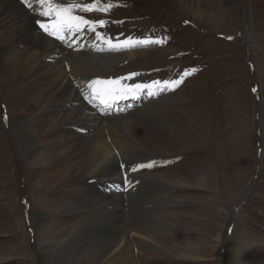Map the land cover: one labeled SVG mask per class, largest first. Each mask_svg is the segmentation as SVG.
<instances>
[{
  "label": "rangeland",
  "instance_id": "rangeland-1",
  "mask_svg": "<svg viewBox=\"0 0 264 264\" xmlns=\"http://www.w3.org/2000/svg\"><path fill=\"white\" fill-rule=\"evenodd\" d=\"M219 1L175 0V4L185 7L186 18L164 11L153 0H100L102 5L112 7L107 12L77 11L89 21H105L103 27L96 28L103 30L101 33L108 39L161 41L152 38L162 36L165 40L164 46H159L161 42L153 45L159 47L135 48V52L143 53L133 62L126 59L114 69L110 68L109 73H104V81L119 80L128 86L142 82L149 85L154 81H177L183 75L181 85L166 93L178 97L186 127L171 156H166L168 160H164L161 152L154 153L150 171L146 168L131 171V163L118 162L120 178L114 176L116 183L127 179L125 188L120 184L122 190L115 187L116 183L105 187L109 183L104 180L111 181V177L88 181L97 189L96 195H105L109 190L107 196H110L116 190L119 196L128 197L119 208L100 209L96 203L92 211L85 214L100 219L116 211V219L121 217L117 228L126 245L113 256L115 261L236 264L232 258L236 241L250 254L245 264H264V134L259 129V121L263 120L264 124V85H260L254 68L257 63L264 73V0H251L253 13L243 10L244 0H233L231 11ZM80 2L88 5L93 0ZM23 6L35 15L41 10L31 2ZM40 18L38 15L34 24L42 21ZM249 24L259 45L255 49L256 56L250 52L244 36V27ZM24 45L16 44L13 50L23 49ZM13 50H9L7 58ZM110 55L124 57L125 51L117 49ZM185 72L190 74L184 75ZM85 76L72 75L73 79ZM130 76L131 79H127ZM55 84L47 83L51 89ZM164 95H154L153 100L139 99L142 104L136 108L142 106L145 111ZM44 103L27 100L13 108L0 96V264H47L39 246L40 238L32 228L36 215L47 214L44 237L58 249L71 236L72 226L83 223V216L64 213V202L71 199V193L66 187L58 186L59 174L55 175V171L64 169L67 164L62 162L61 153L68 148L71 134H78L80 129L63 124L67 119L63 108L70 103H53L48 109ZM85 103L88 105L89 99ZM10 118H29L23 133L33 138L42 152L52 150L40 161L38 169H32L19 157L8 129ZM35 122L37 125H32ZM52 122H58L60 127L45 126ZM68 124L76 126L73 122ZM104 136L107 137L106 132ZM179 151L183 152L173 153ZM155 157L164 161L161 168H157ZM141 161L147 163V159ZM144 171L153 172L160 183L169 187L163 196L171 201L160 196L155 185L137 194V186L148 185L137 177ZM77 179L76 183L80 181ZM178 181L191 187H177ZM69 189H73V185L70 184ZM163 224L174 226L176 230ZM134 232L150 236L156 241L157 250L149 254L146 244L135 241ZM93 249V246L87 248L81 259L70 262L60 253L51 264H95ZM86 257L89 263L84 261Z\"/></svg>",
  "mask_w": 264,
  "mask_h": 264
},
{
  "label": "bare ground",
  "instance_id": "bare-ground-1",
  "mask_svg": "<svg viewBox=\"0 0 264 264\" xmlns=\"http://www.w3.org/2000/svg\"><path fill=\"white\" fill-rule=\"evenodd\" d=\"M18 1L24 5L22 0ZM18 1L0 0V96L7 105L9 104L13 108L19 107L22 102L27 100H42L45 102V109L50 108L53 103L57 102L70 103V106L63 108V111H67V119L63 124L67 127L80 129L77 132L78 134H71L68 148L61 153L62 162L67 164L64 169L55 171V175L59 174L58 186L60 188L66 187L67 191L71 193V199L64 202L63 207L66 209L64 213H69L67 216H83V223L80 222V224L72 226L71 236L58 249L52 245L48 238L44 237L47 214L34 216L32 228L37 237L40 238L39 246L42 256H44L47 264H51L53 263L52 259L62 253L65 260L70 262L83 257L87 248L93 246L95 264H128L127 260L115 261L113 259V256L126 245V241L120 238V231L117 228V221L121 217L116 219L114 215L117 214L116 211L113 214L112 210V217L103 214L105 218L100 219L85 215L88 211H92V206L96 203H99L100 209L104 207L106 210L112 206L119 208L124 201H127L128 197L125 198V194L119 196L116 190L110 196H107L109 190L105 195H96L97 189L94 185H89L90 182L88 183V181L96 177H111L110 180L114 183V176H117V179L120 178L119 161L123 164L131 163L130 165L134 166L144 164L145 161L141 160L147 159L146 164H149L155 161L153 157L156 152H161L160 155L165 156L164 160H168L166 156H171L169 154L175 148L176 141L184 135V129L186 128L178 97L170 93L166 95L175 86L166 88L164 91H157L155 95L163 93V95L165 94L164 97L160 101L158 99L150 104L152 107L146 110L144 107L145 111L142 110V106L136 107L140 106L142 101L154 99V95L148 94L147 88L136 93L135 96L128 95L126 98H117L107 108L94 104L91 100L87 105L85 103L87 101L86 95H89V92L85 90L87 83L94 80L104 81L106 79L104 73H109L110 68L114 69L126 59L133 62V59L143 53L134 50L139 44L130 47H110L105 40H111L113 45L123 41L108 39L96 28L95 31H89L87 26L78 33L66 34V39L61 41L45 33L39 27L40 23H49L50 18L41 16L42 21H36L34 24L38 13L36 16L31 9L24 8ZM153 1L170 14L176 13L182 18L187 17L185 7L175 4V0ZM29 2L41 7L36 0H29ZM219 2L226 6L227 11L233 9V0H220ZM244 3L246 5L244 9L243 6L241 9L252 12V1L244 0ZM76 14L81 16L77 12ZM250 26L249 24L244 27V36L250 52L253 56H256L255 49H258L259 45L255 34L251 32ZM97 33L104 40L98 39ZM58 41L64 43L65 46H61ZM16 44L25 45L23 49L16 51L13 50ZM11 48L14 52H10L9 58H7V53ZM117 49L124 50L125 56L110 55L112 51ZM254 68L258 81L263 86L264 73H261L260 65L257 63ZM75 74L86 76L73 79L72 75ZM48 82L56 83L53 89L47 85ZM120 83L123 84V81H120ZM41 85L43 88L40 89ZM150 85H153V83ZM78 86L80 87L78 88ZM139 99L144 100L139 101ZM127 107L129 109L125 110ZM121 108H124V112L130 114H106L108 109L116 111ZM28 120L30 119H11L8 123V129L19 157L30 164L32 169H38L41 166L40 161L46 158L52 150L48 148L42 152L40 145L34 143L33 138L23 133ZM262 121H259V129L261 134H264ZM62 122L59 123L62 124ZM70 122H73L76 126L69 125ZM103 124L105 125L104 128ZM32 125H37V122ZM51 125L59 126L58 122H52L45 126ZM82 132L88 134H81ZM105 132L107 137L104 136ZM107 132L110 134L108 135ZM145 152L152 154H145ZM182 152L173 153L179 154ZM160 161L162 160L158 158L157 168H161V164L164 162ZM151 168H146V170L150 171ZM152 173L144 171L137 176L148 184L147 186H137V194L139 195L147 188L155 185L160 190L158 192L160 196L171 201L167 196H163L169 187L160 183V180H157ZM76 179L80 181L76 183ZM104 181L109 182L108 180ZM35 184L37 183L35 182ZM70 184L73 185V189H69ZM121 184H124V181ZM139 184H143V182L139 181ZM175 186L191 187L180 181L176 182ZM196 187L198 188V186ZM128 212L131 214L133 210ZM95 213L101 215L99 211H95ZM148 221L153 222L151 219H148ZM163 225L170 229L174 227ZM174 229L176 230L175 227ZM134 235L135 241L146 244L150 248L147 250L149 254L157 250L156 241L150 236L138 232H134ZM234 246V249H236L232 250L234 262L236 264L248 262L250 254H248L246 248L236 241H234ZM181 258L185 257L182 256ZM88 259L89 257H86L84 261L89 263Z\"/></svg>",
  "mask_w": 264,
  "mask_h": 264
},
{
  "label": "snow or ice",
  "instance_id": "snow-or-ice-1",
  "mask_svg": "<svg viewBox=\"0 0 264 264\" xmlns=\"http://www.w3.org/2000/svg\"><path fill=\"white\" fill-rule=\"evenodd\" d=\"M22 2L27 3L29 0H22ZM36 2L41 6V10L38 15L43 17H48L49 23H40L39 27L47 34L60 39L63 41L66 39V34L78 33L85 26H87L89 31H95L96 27H103L105 21L101 20L99 22H92L84 17L76 14L77 11H97V12H107L112 5H102L100 0H93L92 4H82L80 0H36ZM97 38L104 40L99 33H97ZM110 47H130L137 44H148V43H161L162 41H148V40H137L133 41L131 38L123 42H119L113 45L111 40H105ZM185 72L184 75H187ZM127 79H131V76ZM183 80V75L180 80L177 81H165L163 84L159 81H154L153 85L135 84L133 86L123 85L119 80H108L90 81L86 85V91L89 95L86 97L91 100L94 104H98L104 108L110 107L111 103L117 98H126L128 95L135 96L136 93L148 89L149 95H155L157 91H164L166 88L172 86H178ZM83 94V92H82ZM153 163L149 164H139L134 165L130 170L136 171L139 168H151ZM122 167H124L122 165Z\"/></svg>",
  "mask_w": 264,
  "mask_h": 264
}]
</instances>
